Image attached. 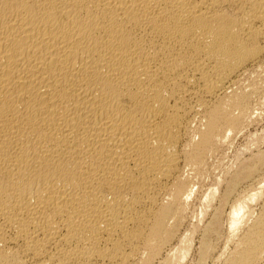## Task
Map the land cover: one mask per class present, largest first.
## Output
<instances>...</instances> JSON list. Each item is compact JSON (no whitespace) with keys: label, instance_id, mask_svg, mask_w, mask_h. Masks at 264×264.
Listing matches in <instances>:
<instances>
[{"label":"bare ground","instance_id":"1","mask_svg":"<svg viewBox=\"0 0 264 264\" xmlns=\"http://www.w3.org/2000/svg\"><path fill=\"white\" fill-rule=\"evenodd\" d=\"M0 264H264V0H0Z\"/></svg>","mask_w":264,"mask_h":264},{"label":"rangeland","instance_id":"2","mask_svg":"<svg viewBox=\"0 0 264 264\" xmlns=\"http://www.w3.org/2000/svg\"><path fill=\"white\" fill-rule=\"evenodd\" d=\"M261 130H262V131H261ZM261 130H260V132L263 133V129H261ZM260 132H259V133H260ZM241 142H242V143H241ZM243 143H244V142H243L242 140H240V141L238 142V146H241Z\"/></svg>","mask_w":264,"mask_h":264}]
</instances>
